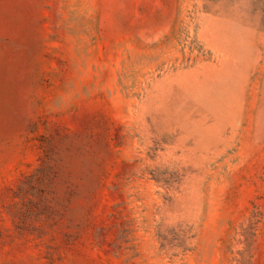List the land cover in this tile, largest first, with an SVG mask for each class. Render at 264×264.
Returning a JSON list of instances; mask_svg holds the SVG:
<instances>
[{
	"label": "rangeland",
	"instance_id": "1",
	"mask_svg": "<svg viewBox=\"0 0 264 264\" xmlns=\"http://www.w3.org/2000/svg\"><path fill=\"white\" fill-rule=\"evenodd\" d=\"M0 264H264V0H0Z\"/></svg>",
	"mask_w": 264,
	"mask_h": 264
}]
</instances>
